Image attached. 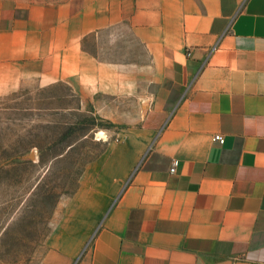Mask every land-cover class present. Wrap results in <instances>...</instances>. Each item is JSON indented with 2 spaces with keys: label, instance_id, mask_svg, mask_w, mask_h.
<instances>
[{
  "label": "crops",
  "instance_id": "obj_1",
  "mask_svg": "<svg viewBox=\"0 0 264 264\" xmlns=\"http://www.w3.org/2000/svg\"><path fill=\"white\" fill-rule=\"evenodd\" d=\"M103 31L145 58L86 51ZM23 78L138 107L81 175L87 248L61 221L29 264H264V0H0V89Z\"/></svg>",
  "mask_w": 264,
  "mask_h": 264
},
{
  "label": "rangeland",
  "instance_id": "obj_2",
  "mask_svg": "<svg viewBox=\"0 0 264 264\" xmlns=\"http://www.w3.org/2000/svg\"><path fill=\"white\" fill-rule=\"evenodd\" d=\"M119 32L90 35L83 48L99 59L142 62V48ZM96 103L114 120L99 115ZM137 108L135 99L81 100L66 84L41 85L33 78L0 89V264L35 261L61 221L79 219L80 234L87 235L84 252L101 205L86 213L92 195L82 192L73 200L81 175L88 165L90 175L99 172L101 153L127 132Z\"/></svg>",
  "mask_w": 264,
  "mask_h": 264
},
{
  "label": "built area",
  "instance_id": "obj_3",
  "mask_svg": "<svg viewBox=\"0 0 264 264\" xmlns=\"http://www.w3.org/2000/svg\"><path fill=\"white\" fill-rule=\"evenodd\" d=\"M213 141L219 143V144H223L224 142V136L221 134V133H215L213 135ZM178 164V161L174 160L172 162V165H171V168H170V171L173 172L175 170V167L177 166Z\"/></svg>",
  "mask_w": 264,
  "mask_h": 264
},
{
  "label": "water",
  "instance_id": "obj_4",
  "mask_svg": "<svg viewBox=\"0 0 264 264\" xmlns=\"http://www.w3.org/2000/svg\"><path fill=\"white\" fill-rule=\"evenodd\" d=\"M91 239V238H90Z\"/></svg>",
  "mask_w": 264,
  "mask_h": 264
}]
</instances>
